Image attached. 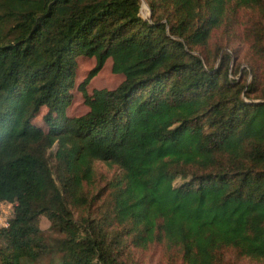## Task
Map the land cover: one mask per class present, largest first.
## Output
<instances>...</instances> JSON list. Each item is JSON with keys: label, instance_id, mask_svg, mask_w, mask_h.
<instances>
[{"label": "trees", "instance_id": "trees-1", "mask_svg": "<svg viewBox=\"0 0 264 264\" xmlns=\"http://www.w3.org/2000/svg\"><path fill=\"white\" fill-rule=\"evenodd\" d=\"M145 1L149 17L140 0H0V264L52 248L58 264H125L127 245L158 240L182 264H223L227 247L264 261V75L245 82L234 54L203 49L230 2L264 0ZM80 55L95 57L88 109L69 115ZM108 57L123 79L88 93ZM95 159L120 172L102 211L76 215Z\"/></svg>", "mask_w": 264, "mask_h": 264}, {"label": "rangeland", "instance_id": "rangeland-1", "mask_svg": "<svg viewBox=\"0 0 264 264\" xmlns=\"http://www.w3.org/2000/svg\"><path fill=\"white\" fill-rule=\"evenodd\" d=\"M232 3L234 2L228 4L225 19L211 30L203 49L215 62L218 61V53L223 49L234 54L235 56L230 62L231 68L234 69L238 78L248 82L254 75L258 77L264 75V7L261 5H232ZM140 15L143 17L150 15V9L145 0H140ZM76 62L74 84L70 89V101L66 108L69 115H79L88 109L80 89V83L94 65L95 57L80 55L76 58ZM246 67L249 71L244 73L243 70ZM123 77L122 73L112 71L111 58L108 57L98 72L90 77L85 85V91L91 93L95 88L115 87ZM45 110V107L41 108L34 118L35 123L45 126L42 120ZM54 149L55 146H53ZM53 162V158L50 157L49 163L52 165ZM93 167V184H88L90 186L88 193L93 195V201L89 207L76 208V215L86 214L88 211L94 213L102 211L103 204H105L103 201L105 195L102 191H108V183L120 172L116 163L101 159H95ZM182 180L183 178L176 177L174 183H179ZM100 194L102 195L96 198V195ZM39 224L50 243L60 236V233L50 227V221L45 215L40 216ZM222 252L223 264H264L262 260L237 253L232 247L224 248ZM60 256L61 252L52 248L48 254L27 264H58ZM123 259L125 264H182L180 252L164 240L154 241L145 247L127 245Z\"/></svg>", "mask_w": 264, "mask_h": 264}, {"label": "built area", "instance_id": "built-area-1", "mask_svg": "<svg viewBox=\"0 0 264 264\" xmlns=\"http://www.w3.org/2000/svg\"><path fill=\"white\" fill-rule=\"evenodd\" d=\"M13 204L8 201L0 202V226L8 224V219L12 214Z\"/></svg>", "mask_w": 264, "mask_h": 264}]
</instances>
